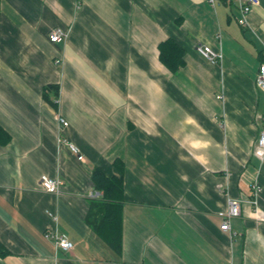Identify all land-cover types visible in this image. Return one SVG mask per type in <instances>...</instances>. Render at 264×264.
I'll return each instance as SVG.
<instances>
[{
    "label": "crops",
    "instance_id": "1",
    "mask_svg": "<svg viewBox=\"0 0 264 264\" xmlns=\"http://www.w3.org/2000/svg\"><path fill=\"white\" fill-rule=\"evenodd\" d=\"M238 16L227 0H0V264H264L246 201L259 185L264 217V0ZM167 38L185 51L175 72L159 59ZM95 168L122 178L119 251L85 221ZM229 197L241 213L223 231Z\"/></svg>",
    "mask_w": 264,
    "mask_h": 264
},
{
    "label": "trees",
    "instance_id": "2",
    "mask_svg": "<svg viewBox=\"0 0 264 264\" xmlns=\"http://www.w3.org/2000/svg\"><path fill=\"white\" fill-rule=\"evenodd\" d=\"M159 59L170 71L175 72L184 64V49L172 38H167L158 44ZM48 85L46 88H55ZM44 96V93H43ZM9 134L0 126V144H6ZM114 164L120 169L121 162L116 159ZM92 180L95 189L101 196L89 203L85 221L89 227L111 248L119 251L121 247V211H122V178L107 176L98 168L93 169Z\"/></svg>",
    "mask_w": 264,
    "mask_h": 264
},
{
    "label": "built area",
    "instance_id": "3",
    "mask_svg": "<svg viewBox=\"0 0 264 264\" xmlns=\"http://www.w3.org/2000/svg\"><path fill=\"white\" fill-rule=\"evenodd\" d=\"M209 4L214 7L217 3L220 1L225 0H207ZM233 2L238 9L239 16L237 18V22L240 25H246L247 22V15L253 8V6L257 5L259 3V0H227ZM66 37V32L58 27L51 29L49 33V39L52 42H57L60 40H63ZM197 52L207 59L208 61L215 62L218 57L221 56L220 52H216L212 50L207 45H197L196 46ZM255 83L259 89H262L264 91V62L260 63L258 65V70L255 78ZM221 95H218L217 98H220ZM59 122L61 125L66 126L68 122L63 119L62 117H59ZM70 148L75 153L78 152L77 148L74 145H70ZM78 159H82L83 156L81 154H77ZM253 156L259 161V163H264V126L261 128L256 145L253 149ZM39 184L41 188L50 193H58L61 190V186L63 184L62 180L57 177H49L47 175H41L39 179ZM261 191V187L254 183L252 185V197L249 200H246L248 203L252 204L253 206V213L252 215L256 220L264 219V217H261L260 215V209L258 208V201H257V195ZM242 200L238 198H232L229 197L227 199V208L225 212L222 214V222L220 224V229L223 231L230 230V220L234 217H237L241 213V204ZM46 237H50L53 240V243L55 245V248H59L65 251H70L73 247V243L65 236L58 234L57 232L53 231V233H45Z\"/></svg>",
    "mask_w": 264,
    "mask_h": 264
},
{
    "label": "bare ground",
    "instance_id": "4",
    "mask_svg": "<svg viewBox=\"0 0 264 264\" xmlns=\"http://www.w3.org/2000/svg\"><path fill=\"white\" fill-rule=\"evenodd\" d=\"M259 89V88H258Z\"/></svg>",
    "mask_w": 264,
    "mask_h": 264
}]
</instances>
